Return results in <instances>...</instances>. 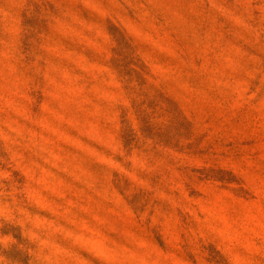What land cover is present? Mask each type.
<instances>
[{"label": "rangeland", "instance_id": "374dc122", "mask_svg": "<svg viewBox=\"0 0 264 264\" xmlns=\"http://www.w3.org/2000/svg\"><path fill=\"white\" fill-rule=\"evenodd\" d=\"M0 264H264V0H0Z\"/></svg>", "mask_w": 264, "mask_h": 264}]
</instances>
